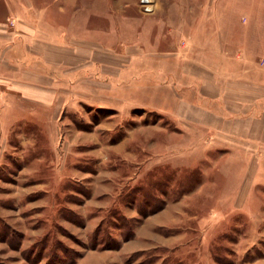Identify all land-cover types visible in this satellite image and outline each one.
I'll return each instance as SVG.
<instances>
[{"label":"rangeland","instance_id":"374dc122","mask_svg":"<svg viewBox=\"0 0 264 264\" xmlns=\"http://www.w3.org/2000/svg\"><path fill=\"white\" fill-rule=\"evenodd\" d=\"M93 4L112 28L158 8ZM123 96L37 112L15 96L0 111V264H264V161L199 156L161 103Z\"/></svg>","mask_w":264,"mask_h":264},{"label":"crops","instance_id":"0c3cea01","mask_svg":"<svg viewBox=\"0 0 264 264\" xmlns=\"http://www.w3.org/2000/svg\"><path fill=\"white\" fill-rule=\"evenodd\" d=\"M22 1L31 4L17 11ZM43 1L4 0L1 113L15 96L37 112L130 90L161 103L199 156L222 149L242 170L264 161V6L257 16L244 0H155L134 27L112 28L96 26V0Z\"/></svg>","mask_w":264,"mask_h":264},{"label":"built area","instance_id":"2783aa9c","mask_svg":"<svg viewBox=\"0 0 264 264\" xmlns=\"http://www.w3.org/2000/svg\"><path fill=\"white\" fill-rule=\"evenodd\" d=\"M148 8V7H147Z\"/></svg>","mask_w":264,"mask_h":264}]
</instances>
